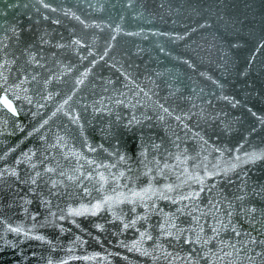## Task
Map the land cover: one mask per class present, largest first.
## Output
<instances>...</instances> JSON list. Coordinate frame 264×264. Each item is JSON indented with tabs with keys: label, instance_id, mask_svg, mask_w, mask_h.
I'll return each instance as SVG.
<instances>
[{
	"label": "water",
	"instance_id": "obj_1",
	"mask_svg": "<svg viewBox=\"0 0 264 264\" xmlns=\"http://www.w3.org/2000/svg\"><path fill=\"white\" fill-rule=\"evenodd\" d=\"M0 264H264V0H0Z\"/></svg>",
	"mask_w": 264,
	"mask_h": 264
}]
</instances>
